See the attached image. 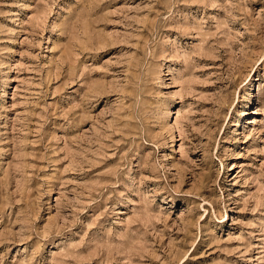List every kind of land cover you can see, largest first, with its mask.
Here are the masks:
<instances>
[{"label":"rangeland","instance_id":"rangeland-1","mask_svg":"<svg viewBox=\"0 0 264 264\" xmlns=\"http://www.w3.org/2000/svg\"><path fill=\"white\" fill-rule=\"evenodd\" d=\"M0 264H264V0H0Z\"/></svg>","mask_w":264,"mask_h":264}]
</instances>
